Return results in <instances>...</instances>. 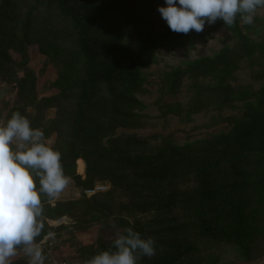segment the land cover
<instances>
[{
	"label": "trees",
	"instance_id": "obj_1",
	"mask_svg": "<svg viewBox=\"0 0 264 264\" xmlns=\"http://www.w3.org/2000/svg\"><path fill=\"white\" fill-rule=\"evenodd\" d=\"M85 1V0H83ZM33 7L15 18L14 25L8 15L12 6L11 0H1L0 5V68L8 59V49L24 54L32 44L42 47L44 55L49 51L44 44L52 31L43 34L41 21L45 26H55L54 18L65 21L75 33L74 48L70 50L72 67L65 66L64 71H71L79 77L84 74L86 80L81 85V96L75 119V139L69 152L62 157L65 174L78 183H85L76 176V161L83 157L86 161L87 181L98 182L101 178L110 177L114 191L104 195L106 200L85 199L79 204H59L52 210L44 201L46 219L57 220L63 216L79 220L80 226L87 230L92 223L103 224L109 229L124 226L132 227L124 219L112 218L106 207L113 204L122 194L132 200L140 201L145 192L152 190L160 182L167 181L161 186V192L176 189L172 181L178 175H187V168L199 181V196L183 203L181 213H175L172 207L162 209L176 217V220L166 221V217L154 221V225L163 224L174 227V235L182 231L193 230L205 241H217L218 231L224 236H232L241 244L240 255L250 259L249 232L246 226L249 213V193L257 190L255 181L249 183V177L261 168L259 158L264 159V146L255 143L245 144L239 140L233 141L234 135L246 125H257L264 121V73L257 75V81L262 83V89L254 93L245 103V111L239 117L233 118L234 129L227 133L221 132L211 138L187 143L183 146L175 144L167 138L157 136L153 139L137 137H117L120 128H137L144 123L143 115L135 110H145V106L136 98L143 92L144 78L141 70L149 67L156 60V54L161 49L174 51L188 45H194L196 40L209 34L228 29L235 39L246 40L240 26V20L230 28L218 20L213 25H206L201 33L195 31L189 34L175 33L170 30L162 19L158 8L166 6L164 0H102L105 8L104 19L101 22H91L78 10L81 0H33ZM76 6V7H75ZM43 9L45 14L41 19H35V13ZM18 14V13H17ZM40 20V21H39ZM161 24L164 32L160 33L153 23ZM153 24V25H152ZM103 30V31H102ZM95 31L98 35L109 34L111 38L120 41L127 31L138 39L135 45L138 53L125 51L123 43H115L107 50L117 56L127 52L121 65L109 66L102 69V61L97 57L91 36ZM56 34V33H55ZM97 35V36H98ZM16 43L14 44L15 40ZM57 40L60 37H56ZM66 45L68 43L67 40ZM14 44V45H13ZM113 48H115L113 50ZM250 48V50H249ZM113 50V51H112ZM250 56L256 53L264 57V39L246 48ZM7 51V52H5ZM240 49L225 47L214 57H205L187 63L185 68H171L164 73L162 92L164 95H177L178 83L187 75L202 76L210 80L207 106H218L221 111L234 110L241 101V91L230 82L239 68ZM117 56V58H118ZM64 83L69 81L65 78ZM72 84V83H70ZM106 90L109 100L101 99L98 106L90 107L94 90ZM105 94V92H104ZM250 94V93H249ZM110 101V102H109ZM124 105V112L119 106ZM168 111L172 105H164ZM170 112H175L174 110ZM254 162L257 164L254 165ZM95 186H87L91 191ZM164 190V191H163ZM122 193V194H121ZM160 195V194H159ZM100 196H97V198ZM127 197V196H126ZM110 202V203H109ZM117 225V226H116ZM153 225V226H154ZM47 226V225H46ZM159 227V226H158ZM134 229V227H132ZM162 228V227H161ZM105 230V231H106ZM135 230V229H134ZM139 232V231H138ZM105 235V234H104ZM104 235L98 240V253L108 250L104 243ZM181 236V235H180ZM97 253V254H98ZM191 255H195V252Z\"/></svg>",
	"mask_w": 264,
	"mask_h": 264
},
{
	"label": "rangeland",
	"instance_id": "obj_2",
	"mask_svg": "<svg viewBox=\"0 0 264 264\" xmlns=\"http://www.w3.org/2000/svg\"><path fill=\"white\" fill-rule=\"evenodd\" d=\"M11 1L12 6L8 15L12 17L10 20L14 25L15 18H18L28 7H33L34 2L33 0ZM77 7L82 15L96 24V21L101 22L105 17L102 16L105 11L102 0H81ZM44 14L45 11L39 9L35 13V19H41ZM54 21L55 26H45V22L41 21L44 36L51 31L54 33L48 36L44 44V49L49 51L47 55H44L42 47L37 44H32L24 54L13 49L7 50L10 62L7 61L0 68V124L6 123L14 112L19 111L31 121L33 128H39L45 133L49 146L58 149L64 157L75 139L74 126L82 91L81 85L84 84L86 77L84 74L77 77L71 71H64L65 66L72 67L74 64L71 63L69 54L74 48L75 33L72 32L70 25L64 24L65 21L57 18H54ZM153 24L160 33L164 32L161 24L157 22ZM240 26L246 37L243 42L235 39L228 29L221 28L205 38L196 40L194 45L174 51L159 50L154 63L141 70L144 90L136 98L146 108L143 111L137 109L135 113L143 115L145 124L137 128L117 129V137L150 140L162 136L183 146L211 138L221 132L232 131L235 127L231 120L241 116L245 111V103L249 95L252 97L262 89V83L257 81L256 77L264 73V57L258 53L250 56L246 48L264 39V9L258 10L253 24L247 25L241 22ZM97 35L98 31H95L90 39L97 57L103 63L102 69L115 65L127 69L128 67L121 62L127 56V52H122L119 56L117 53V58L116 54L107 48L122 42L123 47H126L125 51L127 49L138 53L139 48L135 46L138 39L131 31H127L121 41L119 38H111L109 34ZM56 37L60 39L57 40ZM65 40L68 41L67 45ZM16 41L19 40H15L14 44ZM227 46L240 49L239 57L242 58L238 70L230 81L241 91L239 97L241 101L234 110L221 111L218 106H207L210 80L202 76L189 74L179 81L177 95H164L162 92L164 73L170 72L171 68H185L187 63L201 58L214 57ZM65 78L69 81L68 85L63 81ZM104 92L100 88L93 91L90 107L98 106L101 99L109 100L106 90ZM164 105H172V107L168 111ZM123 107L124 105L119 106L120 112H124ZM172 110L175 112H170ZM262 122V124H248L241 127L240 133L234 135L232 140H239L245 144H249L250 140L251 143L256 142V146H264V121ZM79 161L85 165L83 173H79ZM258 161L261 162V168L249 177V183L255 181L254 185L256 184L257 187L256 191L249 193L250 206L246 224L251 245L249 246L251 260H246L240 255L239 240L231 235L224 236L221 234L224 233L223 231L217 232V241H205L197 237L193 230L182 231L181 236L179 234L175 236L174 227L163 225L166 224L165 219L162 220V224L154 225V221L166 217L167 213H162V209L172 207L175 209L174 214L181 213L179 210L183 207L181 206L183 203L204 196L203 193L199 194L198 178L192 175L188 168L187 175L176 173L177 177L172 181L176 189L161 192V186L167 182L163 181L152 190L146 191L143 198L136 202L134 200L131 202L130 196L121 193V198L107 206L105 211L114 219L115 217L124 219L144 238L155 240L156 255L152 258L142 257L138 264H264V159L261 157ZM255 164L257 163L254 162ZM75 173L85 183L81 184L70 178L69 185L60 196L51 202L47 201L46 205L52 210L57 209L60 203L80 205V201L95 198L98 201H105L106 198L103 196L114 191L110 177L101 178L94 184L87 181L86 161L83 157L76 161ZM87 186H95L91 191L97 187H103L104 191L95 195L88 194ZM168 213L170 214L169 218L166 217V221L177 219L178 216H172L173 212ZM64 219L65 222L62 221ZM87 227V230L83 229L78 218L74 220L63 216L57 220L46 219L42 235L37 238V243L47 257L45 264H86V261L98 253V240L101 236L105 234L104 243L110 249L117 231L123 232L128 228L126 224L115 227L114 230L109 227L106 230L105 225L99 223H92ZM49 231L56 234L54 239H44ZM191 252H195V255H191ZM28 260L26 254L19 251L11 258V264H28Z\"/></svg>",
	"mask_w": 264,
	"mask_h": 264
},
{
	"label": "clouds",
	"instance_id": "obj_3",
	"mask_svg": "<svg viewBox=\"0 0 264 264\" xmlns=\"http://www.w3.org/2000/svg\"><path fill=\"white\" fill-rule=\"evenodd\" d=\"M158 8L171 31L201 33L218 20L228 28L239 18L251 25L264 0H164ZM70 183L62 154L47 143L45 133L33 128L19 111L0 124V264L23 251L28 264H45L46 255L37 243L45 228L44 201L58 198ZM49 231L44 239L55 238ZM156 242L128 227L117 231L111 248L86 264H138L156 255Z\"/></svg>",
	"mask_w": 264,
	"mask_h": 264
},
{
	"label": "built area",
	"instance_id": "obj_4",
	"mask_svg": "<svg viewBox=\"0 0 264 264\" xmlns=\"http://www.w3.org/2000/svg\"><path fill=\"white\" fill-rule=\"evenodd\" d=\"M102 191H104V188H103V187H97L94 191H89L88 194H93V195H95V194L100 193V192H102ZM65 219H66V218H65ZM65 219L62 220V221L65 222ZM62 221H61V222H62ZM56 224H57V223H56Z\"/></svg>",
	"mask_w": 264,
	"mask_h": 264
},
{
	"label": "bare ground",
	"instance_id": "obj_5",
	"mask_svg": "<svg viewBox=\"0 0 264 264\" xmlns=\"http://www.w3.org/2000/svg\"><path fill=\"white\" fill-rule=\"evenodd\" d=\"M78 170H79V173H83L84 172V170H85V165H84V163L82 162V161H79L78 162Z\"/></svg>",
	"mask_w": 264,
	"mask_h": 264
}]
</instances>
